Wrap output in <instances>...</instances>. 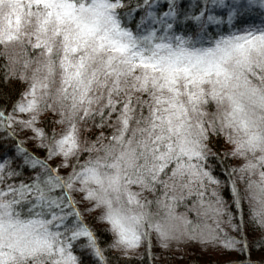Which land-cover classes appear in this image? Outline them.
I'll use <instances>...</instances> for the list:
<instances>
[{
	"label": "snow or ice",
	"instance_id": "obj_1",
	"mask_svg": "<svg viewBox=\"0 0 264 264\" xmlns=\"http://www.w3.org/2000/svg\"><path fill=\"white\" fill-rule=\"evenodd\" d=\"M133 261L264 264V0H0V264Z\"/></svg>",
	"mask_w": 264,
	"mask_h": 264
},
{
	"label": "trees",
	"instance_id": "obj_2",
	"mask_svg": "<svg viewBox=\"0 0 264 264\" xmlns=\"http://www.w3.org/2000/svg\"><path fill=\"white\" fill-rule=\"evenodd\" d=\"M154 251H155V250H154ZM189 251H190V254H191V255H195L197 259H201V258H202V257L200 256L199 253L193 252V250H191V249H190ZM256 255H258V254H255V253H254V256H256ZM230 256H231V254H226V255H224V256H216V255L214 254V255H213V258H214V259H221V260H223V259L229 258ZM133 264H136V262L133 261ZM178 264H184V262H183V261H180V262H178Z\"/></svg>",
	"mask_w": 264,
	"mask_h": 264
}]
</instances>
